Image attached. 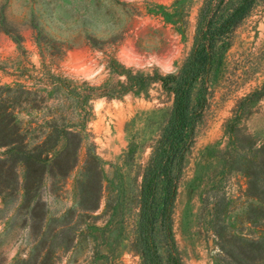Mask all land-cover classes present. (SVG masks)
Wrapping results in <instances>:
<instances>
[{"label": "rangeland", "instance_id": "1", "mask_svg": "<svg viewBox=\"0 0 264 264\" xmlns=\"http://www.w3.org/2000/svg\"><path fill=\"white\" fill-rule=\"evenodd\" d=\"M204 1L0 0V128L13 119L50 159L0 174V264H140L137 167L165 105L130 77L180 67ZM241 1L221 0L216 23ZM206 87L173 250L181 264H264L249 247L264 242V0L217 42Z\"/></svg>", "mask_w": 264, "mask_h": 264}, {"label": "trees", "instance_id": "2", "mask_svg": "<svg viewBox=\"0 0 264 264\" xmlns=\"http://www.w3.org/2000/svg\"><path fill=\"white\" fill-rule=\"evenodd\" d=\"M256 1L242 0L216 23L221 0H205L193 47L180 67L164 76L153 73L146 77H130L138 90L144 87V81L155 84L160 94L158 103L165 105L159 109V120L153 124L155 130L147 144L150 150L147 160L137 167V177L140 178L136 197L138 222L132 250L140 258V264H181L173 250V206L185 160L205 107L206 84L214 63L215 46L249 14ZM2 123L3 120L0 125ZM25 145L13 119L0 128V147L6 149L0 159V174L14 163H23L29 169L31 166L40 168L50 160L49 152L26 150ZM257 153L263 155L264 148ZM251 184L252 181L249 187ZM7 190L0 191V196ZM159 246L166 249L164 257L159 253ZM249 247L259 253L264 249V242H252Z\"/></svg>", "mask_w": 264, "mask_h": 264}]
</instances>
